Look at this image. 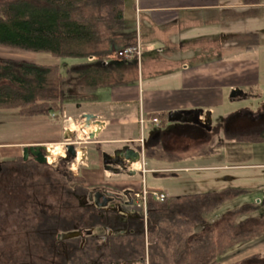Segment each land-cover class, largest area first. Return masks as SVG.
Here are the masks:
<instances>
[{
	"label": "crops",
	"instance_id": "0c3cea01",
	"mask_svg": "<svg viewBox=\"0 0 264 264\" xmlns=\"http://www.w3.org/2000/svg\"><path fill=\"white\" fill-rule=\"evenodd\" d=\"M132 7L139 22L134 38L143 54L133 84L101 88L108 90L106 97L101 100L95 95L92 110L83 111L101 123L94 121L99 130L90 143L95 147L85 148L84 187L114 193L100 186L102 182H122L124 193H131L140 190L142 183L153 189L144 174L168 172L174 175L176 187L158 190L171 199L216 187L233 188L227 183L237 182V177L230 176L229 170L264 169V160L225 162L229 153H246V148L239 147L241 142L229 141V133L255 128L264 121L260 114L264 108V1L133 0ZM17 52L0 53V59L58 64V59L46 53ZM232 91L239 93L230 97ZM239 101L245 102L243 107L237 106ZM200 112L202 117L210 114V129L198 124ZM24 119L16 109L0 110V163L15 161L22 157L23 148L37 145L59 146L64 153L60 146L69 137L68 129L52 114ZM79 120L78 132L87 136L95 126L83 133ZM140 142L143 156L125 169L121 151L126 147L140 151ZM146 147L162 149L172 157L145 158ZM103 155L112 169L103 167ZM149 162L152 166L147 169ZM262 254L264 241L213 264Z\"/></svg>",
	"mask_w": 264,
	"mask_h": 264
},
{
	"label": "trees",
	"instance_id": "16d2710c",
	"mask_svg": "<svg viewBox=\"0 0 264 264\" xmlns=\"http://www.w3.org/2000/svg\"><path fill=\"white\" fill-rule=\"evenodd\" d=\"M125 2L0 1V47L80 61L64 67L62 72L59 66L0 59V110L16 109L22 118L52 114L57 119L69 105L80 107L95 101L96 92L101 88L133 84L137 61L110 58L113 51L135 43L123 23ZM261 111L264 115V108ZM228 138L242 143L264 142V121L255 128L229 133ZM144 156L172 157L152 147L144 149ZM73 160L68 155L61 162ZM102 162L105 167L103 157ZM8 163L26 164L22 157ZM44 167L52 168L46 164ZM54 174L63 184L76 181L80 194L88 192L83 178L73 177L66 170ZM244 191L223 188L168 198L163 203L149 199L145 221L138 212L125 218L118 211L95 206L85 209L87 225L71 227L57 215L42 216L37 228L41 236L48 234L43 238L50 240L51 251L59 260L42 264H127L145 260L148 264L219 262L230 253L264 241L263 200L258 205L222 210L227 200ZM79 219L84 221L83 216ZM79 229L93 232L65 241L57 239L60 233ZM97 229H103L105 235ZM82 238L84 243L80 246ZM242 264H264V254L246 259Z\"/></svg>",
	"mask_w": 264,
	"mask_h": 264
},
{
	"label": "rangeland",
	"instance_id": "374dc122",
	"mask_svg": "<svg viewBox=\"0 0 264 264\" xmlns=\"http://www.w3.org/2000/svg\"><path fill=\"white\" fill-rule=\"evenodd\" d=\"M132 4L133 0H126L123 23L127 27L125 31L128 30L130 35L135 37V34L139 31V22L135 18ZM14 51L17 52L18 50L0 47V53L16 54ZM117 51L115 50L111 53V59L116 58L115 53ZM20 52L21 54H30L23 51H18L17 53ZM78 62L80 61L77 59L63 58L58 60L57 66L63 72L64 67ZM107 93L108 90L101 89L97 92L96 96L103 100ZM236 103H239L237 106L242 107L245 104L242 101ZM65 110L66 112L57 117L58 122L64 129H70L69 140L64 141L63 144H73L77 153L81 151L80 160H77V157H75L71 163L63 164L61 159H63V155L66 157V153L63 145H61L60 147L64 153L59 151V146H52L54 150L57 149V151L55 150L57 153L53 157L51 164H46L51 166V169L44 167L42 164H37L35 161L31 162V157L25 161L26 164L0 163V264H42L59 261L58 257L54 256L53 251H51L50 240L43 238L44 235L46 237L48 234L45 232L41 236L37 228L42 216L57 215L66 220L71 227L80 226V224L87 225L85 209L91 205L89 202L86 204L82 203V193L80 194V190L76 189L77 182L70 181L67 184H63L54 173L66 170L73 177L83 178L81 173L84 169L82 163L85 159V148L89 149L94 144L86 139V135L78 132V122L76 121H78L83 111L92 110V108L91 104L88 103L82 104L80 108H77L75 105H69ZM67 115L70 116L68 117ZM26 121H29V119ZM253 124H255V121ZM78 136L81 139H78ZM232 145L229 144L231 147ZM239 147L246 148V153H229L226 155L225 162L231 165L238 162H255V160L261 162L264 160V142H243ZM259 150H261V153H259ZM87 156L90 158L91 155L87 154ZM146 166L147 169H150L152 164L149 162ZM228 172L230 176L237 177V182L227 183L229 187L245 189V191L236 198L227 200L222 210L230 209L233 206L237 207L256 203L258 200L264 199V169H241L229 170ZM143 176L150 187L157 189L166 187L173 189L176 187L174 175L168 174V172H149ZM138 177L140 178V175ZM122 178H127V176L123 175ZM80 185L82 186L81 182L79 183ZM100 186L113 189L114 193L119 196H123L124 194L125 185H122V182H117V184L116 182H102ZM222 188L219 187L218 189L216 187L210 190H220ZM90 190L92 188L89 187L88 191ZM74 191L77 192L73 193ZM117 204L119 205L118 202L115 205L117 206ZM112 206L114 209L116 208L114 205ZM82 216L84 221H80L79 219ZM97 231L99 234L105 235L103 229H97ZM239 259H234L229 264H242L243 261H239ZM127 264L148 263L145 260L130 261Z\"/></svg>",
	"mask_w": 264,
	"mask_h": 264
},
{
	"label": "water",
	"instance_id": "95a60500",
	"mask_svg": "<svg viewBox=\"0 0 264 264\" xmlns=\"http://www.w3.org/2000/svg\"><path fill=\"white\" fill-rule=\"evenodd\" d=\"M238 91H232L230 94V97H234L238 94ZM202 115V113L200 112V114L198 113L197 118H199V116ZM80 119L82 121L80 127V131L83 132L85 131V129H89L91 127L92 124L95 125H99L101 124L99 121L95 120V116L92 114H88V113H83L80 116ZM95 121V123H94ZM198 124H201L202 126H206L207 129H210V114L204 113L203 116V121L198 119ZM93 125V126H94ZM68 133H70V130H66ZM96 134L95 131H92L90 134H88V139L92 140L94 139V135ZM69 140V137L66 138V141ZM65 153H66V157H62L63 159H66L68 155H71L73 157V159H75V157H77V151L74 148L73 144H69L67 143L65 145ZM47 150L46 147L44 145H37V146H31V147H25L23 148V153H22V159L25 162L29 157H31L35 162H37L38 164H48L47 163V158H46V154H47ZM120 158H122L124 160V168L125 169H129L130 166L132 164H135L137 162L140 161L141 159V154L139 150H135L133 148H129L126 147L124 148L121 153H120ZM104 159V163L106 165V168H112L113 166L108 167L107 163H106V156H102ZM99 197H104V201L100 204L99 201ZM114 197V194L109 192V191H105L103 193L101 192H89L88 195L86 197H83L82 202L83 204H86L88 201L89 202H94V205L96 207H106L107 204L112 201V198ZM106 198H108L106 200ZM120 202V201H119ZM92 233V230H88V231H83V230H72V231H67V232H63L60 233L59 235H57V239L59 241H65V240H70V239H75V238H79L82 237L83 235H90ZM84 243V238L81 239V245Z\"/></svg>",
	"mask_w": 264,
	"mask_h": 264
},
{
	"label": "built area",
	"instance_id": "2783aa9c",
	"mask_svg": "<svg viewBox=\"0 0 264 264\" xmlns=\"http://www.w3.org/2000/svg\"><path fill=\"white\" fill-rule=\"evenodd\" d=\"M142 54H143V47L137 41L131 46H127L122 49H119L115 53L116 58H113V59L124 60V61H130V60L135 59L136 61L139 62L141 59L140 57H142ZM91 59L92 58H90V60ZM198 119L203 121L202 116H200ZM144 121L145 119L144 120L142 119L140 122L143 123ZM152 122L157 123L158 121L157 119H153ZM94 126L95 127L93 131L97 132V130H99V127L98 126L96 127V125ZM86 139H88V135L86 136ZM88 141H92V140L88 139ZM141 142H140V154L141 156H143L142 155L143 145ZM66 144H63V149L65 148ZM45 147L48 152L46 154V158H48L49 156L48 146H45ZM47 163L51 164L48 162V160H47ZM142 172L144 173L145 171L142 169ZM129 198H130V203L127 205V207L129 208V211L138 212L143 217V220L145 221L147 217V206H148L149 199L156 201L158 203H163L168 199V196L165 192L160 191L158 189H149L144 183H142L140 190L131 192Z\"/></svg>",
	"mask_w": 264,
	"mask_h": 264
},
{
	"label": "flooded vegetation",
	"instance_id": "af4514ba",
	"mask_svg": "<svg viewBox=\"0 0 264 264\" xmlns=\"http://www.w3.org/2000/svg\"><path fill=\"white\" fill-rule=\"evenodd\" d=\"M75 148V147H74ZM37 163V162H36ZM38 164V163H37ZM89 192H105V190H102V189H98V190H90L88 191L86 194L82 195V199L83 197H86L88 195ZM113 193V192H111ZM114 194V197L112 198V201H110L106 207H96L94 205V202H89L91 206H95L97 209H105L106 211H118L120 212L125 218L126 217H131L133 216V214H135L136 212H133V211H129V208L127 207V205L130 203V193H124L123 196H119L115 193ZM108 198H106L107 200ZM104 197H99V203L101 204L103 201H104ZM120 201V202H119ZM87 202V203H88ZM119 203V205L117 204V206L115 205L116 203ZM83 203V202H82ZM116 207L115 209L113 208V206ZM122 205V206H121ZM93 232V231H92Z\"/></svg>",
	"mask_w": 264,
	"mask_h": 264
},
{
	"label": "bare ground",
	"instance_id": "6f19581e",
	"mask_svg": "<svg viewBox=\"0 0 264 264\" xmlns=\"http://www.w3.org/2000/svg\"><path fill=\"white\" fill-rule=\"evenodd\" d=\"M48 150H49V156H48V158H47V160H48V162L49 163H51L52 162V159H53V156L54 155H56V151H57V149H55L54 150V148L53 147H51V146H48ZM81 155H82V152L81 151H79L78 153H77V160H80L81 159Z\"/></svg>",
	"mask_w": 264,
	"mask_h": 264
}]
</instances>
